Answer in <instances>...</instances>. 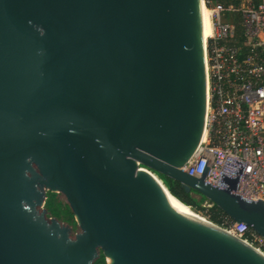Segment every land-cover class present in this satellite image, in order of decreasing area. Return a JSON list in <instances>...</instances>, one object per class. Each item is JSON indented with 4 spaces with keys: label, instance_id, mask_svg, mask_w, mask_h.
I'll list each match as a JSON object with an SVG mask.
<instances>
[{
    "label": "water",
    "instance_id": "95a60500",
    "mask_svg": "<svg viewBox=\"0 0 264 264\" xmlns=\"http://www.w3.org/2000/svg\"><path fill=\"white\" fill-rule=\"evenodd\" d=\"M205 108L200 0H0V264H264L145 168L264 237L238 176L180 169ZM47 191L74 237L41 210Z\"/></svg>",
    "mask_w": 264,
    "mask_h": 264
},
{
    "label": "built area",
    "instance_id": "2783aa9c",
    "mask_svg": "<svg viewBox=\"0 0 264 264\" xmlns=\"http://www.w3.org/2000/svg\"><path fill=\"white\" fill-rule=\"evenodd\" d=\"M202 1L211 22L203 42L204 127L180 169L220 187L223 177L238 176V194L264 201V0ZM225 228L252 244L254 238L264 241L243 222ZM257 246L264 251V242Z\"/></svg>",
    "mask_w": 264,
    "mask_h": 264
},
{
    "label": "trees",
    "instance_id": "16d2710c",
    "mask_svg": "<svg viewBox=\"0 0 264 264\" xmlns=\"http://www.w3.org/2000/svg\"><path fill=\"white\" fill-rule=\"evenodd\" d=\"M158 175L174 196H176L182 202L190 206L192 209L204 213L203 215H205L213 223L223 227H227L230 224V222L233 221L228 215H226L218 206H216L213 203L207 209L201 206V202L203 200H207L205 197L198 194L199 198H196L193 194H197V193L192 191H187L184 187L180 185L178 181H175L171 178L165 177L160 174ZM47 205H50V202H47ZM94 264H105V257L102 253H100V256L94 261Z\"/></svg>",
    "mask_w": 264,
    "mask_h": 264
},
{
    "label": "rangeland",
    "instance_id": "374dc122",
    "mask_svg": "<svg viewBox=\"0 0 264 264\" xmlns=\"http://www.w3.org/2000/svg\"><path fill=\"white\" fill-rule=\"evenodd\" d=\"M196 198H199L198 194H193ZM47 202H50V205H47ZM212 203L208 200H203L201 202V206L205 209L209 208ZM190 207V206H189ZM191 208V207H190ZM46 210V217L47 218H56L60 223L69 226L70 228V236L74 237L76 233L80 232L81 229L73 216L72 210L64 196L61 192H46L45 204L41 208ZM192 209V208H191ZM195 213L199 214L201 217L205 218L209 221L206 217H204V213L199 212L197 210L192 209ZM214 224V223H213ZM216 225V224H215ZM219 226V225H217ZM221 227V226H219ZM256 242V244H255ZM260 242H264L262 239L254 238L253 244L256 247L257 244ZM258 248V247H257Z\"/></svg>",
    "mask_w": 264,
    "mask_h": 264
},
{
    "label": "bare ground",
    "instance_id": "6f19581e",
    "mask_svg": "<svg viewBox=\"0 0 264 264\" xmlns=\"http://www.w3.org/2000/svg\"><path fill=\"white\" fill-rule=\"evenodd\" d=\"M200 8H201V16H202V27H203V42L206 40V38L211 35V22H210V16H209V11L208 9L204 6L203 1L200 0ZM148 170V169H147ZM152 173V172H151ZM153 174V173H152ZM155 175V174H154ZM156 176V175H155ZM157 177V176H156ZM158 178V177H157ZM159 179V178H158ZM160 180V179H159ZM161 183L164 185V187L167 189V191L173 196L175 197L183 206H185L188 210H190L193 214H195L198 218H200L201 220H203L204 222L208 223L209 225H211L212 227L216 228L217 230L227 234L228 236L234 238L235 240L241 242L242 244L248 246L249 248L253 249L254 251H256L259 255H261L264 258V251L261 250L257 245L256 247L254 246L255 244H252L250 241L243 239L242 237L237 236L236 234H233L232 232H230L228 229H226L225 227L221 228L219 226H217L218 224L215 225V223L213 224V222L211 220H206L205 218L201 217L199 214L195 213L192 209H190V207L185 204L184 202H182L180 199H178L176 196H174L166 187V185L164 184V182L162 180H160ZM204 217H206L204 215ZM207 218V217H206ZM208 219V218H207ZM258 247V248H257Z\"/></svg>",
    "mask_w": 264,
    "mask_h": 264
}]
</instances>
